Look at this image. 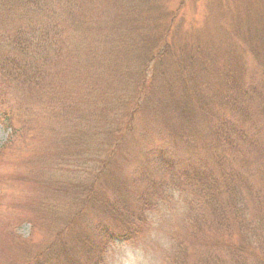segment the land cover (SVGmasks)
I'll list each match as a JSON object with an SVG mask.
<instances>
[{"label":"trees","instance_id":"trees-1","mask_svg":"<svg viewBox=\"0 0 264 264\" xmlns=\"http://www.w3.org/2000/svg\"><path fill=\"white\" fill-rule=\"evenodd\" d=\"M141 1L142 5L136 3L132 7H128L131 1L113 2L115 8L119 7L116 8L119 19L111 22L112 32H120L121 40L115 38L110 42L108 50L113 55H102L103 61L108 60V68L104 71L108 79L106 87L112 88V92L125 90V94L110 101L105 91L92 89L99 98L94 115L101 121L96 126L84 122V111L81 117L76 104L71 107L69 102L73 97L63 99L61 107L66 110V115L69 111L76 113V121L70 118L71 122H78L73 127L76 136L66 141L73 147L94 149L93 161L96 163L100 157H113L119 139L128 136L134 127L135 116L146 110L152 115L151 119L158 121L166 131L176 123L178 127L182 126L180 134L192 127L198 130L195 133L197 139L206 134V152L214 164L216 162L217 169L204 162L176 168L170 158L159 151L151 171L147 172V177L141 178L145 184L130 207L122 202L108 206L97 197L90 200L91 204L101 205L111 221L108 227L101 223L98 230L111 240L115 239L112 234H118L120 240L127 239L135 231L130 224L141 222L145 209L157 202L165 205L173 200L181 201L187 209L185 238L200 241L205 238L207 247L199 256L187 261L184 239L176 240L172 264H264V176L261 177L262 186L253 188L249 180L252 171L247 179L221 165L224 159L239 153L244 143L256 142L257 138L246 136L244 129L251 113L259 112L264 124V4L255 11L248 4L243 14L228 12L227 23L222 25V29L234 36L236 43L246 49L245 53L250 54L257 65L255 71L244 75L240 51L238 59L230 49L221 51L213 45V50L208 40H202L206 37L197 27L184 33L182 9L186 0H176L169 5L168 0ZM217 1L218 5L225 3ZM12 2L23 9V20L27 19L28 23L39 21L36 25L30 24L34 27L25 31L20 30L23 27H17L4 39L9 47L16 48L22 60L11 68L10 56L2 58L0 81L19 87L30 85L31 80L38 78V68L35 67L38 57L41 56L43 64L49 53L51 61L52 57L64 56L68 52L69 43H65L64 36L72 17H79L84 22L86 12L90 14L88 6L97 11L101 8L100 0ZM125 2L127 4H123ZM14 8L11 4L6 9L7 16L12 15ZM75 10L83 13L76 14ZM124 12L131 13L130 21L134 22H130V17L122 14ZM130 23L134 29H130ZM187 38L198 39L185 51L181 46H187ZM86 44L89 46L88 42ZM84 47L81 40L74 44L76 56L84 53ZM88 52L89 48L85 54ZM24 56L28 58L24 60ZM98 62L90 49L89 68H102ZM127 90H130L128 94ZM143 160L145 164H151V160ZM157 164L162 174L150 176ZM203 227L208 229L204 236Z\"/></svg>","mask_w":264,"mask_h":264},{"label":"rangeland","instance_id":"rangeland-1","mask_svg":"<svg viewBox=\"0 0 264 264\" xmlns=\"http://www.w3.org/2000/svg\"><path fill=\"white\" fill-rule=\"evenodd\" d=\"M114 1L100 0L99 11L88 6L90 14L86 12L84 22L79 17H72L64 36L65 43H69L68 52L64 56L52 57L50 61L48 51L43 64L41 56L38 57L35 62L38 78L31 80L30 85L19 87L0 81V264H100V247L105 236L98 229L101 223L108 227L111 221L101 205L90 203L92 198H100L108 206L122 202L130 207L145 184L141 178L147 177L159 151L167 155L176 168L204 162L217 169L216 162L214 164L206 152V134L197 139L195 133L198 130L194 127L180 134L182 126L178 127L176 123L166 131L158 121L151 119L152 115L146 110L135 116L134 127L128 136L119 139L113 157H100L96 163L93 161L94 149L73 147L66 141L76 136L73 127L78 122H71L70 118L76 121V113L69 111L66 115V110L61 107L63 99L73 97L68 101L71 107L76 104L81 117L84 111V122L96 126L101 121L94 115L99 98L92 89L105 91L110 101L125 94V90L112 92V88L106 87L108 79L104 71L108 68V60H102V55H113L108 50L110 42L115 38L121 40L120 32H112L111 22L119 19L116 9L119 7L112 5ZM124 1H131L128 7L136 3L142 5L141 0ZM168 1L169 5L176 0ZM210 1H185L182 9L184 33L197 27L206 37L202 40H208L212 49L213 45L221 51L230 49L238 59L240 51L244 64L242 74L249 75L255 71L256 64L250 54L245 53L246 49L236 43L234 36L222 29V25L227 23L228 12L243 14L248 4L252 11L259 10L264 0H223V5H218L217 0L215 3ZM11 4L15 8L12 15L7 16L6 9ZM16 5L12 0L0 1V62L10 56L11 68L15 62L20 64L22 56L16 48L7 45L5 37L17 27H23L20 30L25 31L34 27L30 24L39 22L23 20V9ZM131 13L122 14L130 17ZM130 25V29H134L133 23ZM196 39L187 38V46L181 47L187 51ZM80 40L85 45L84 53L76 56L73 46ZM88 48L89 52L85 54ZM90 49L102 68H89ZM27 58L24 56V60ZM129 92L127 90V94ZM120 113L121 110L118 112L121 116ZM260 115L255 110L244 125L246 136L256 137V142L244 143L239 153L221 163L225 170H234L247 179L252 171L249 180L253 188L262 186L261 177L264 176V124ZM65 116L66 121H63ZM144 158L151 160V164H145ZM258 168L260 171L257 172ZM160 170L157 164L150 176H160ZM163 206L173 212L172 219L165 224L173 247L176 240L184 239L186 260H193L207 247L205 238L203 241L185 238L187 209L181 201L173 200ZM206 230V227L201 229L203 236ZM117 235L112 234V238L121 241Z\"/></svg>","mask_w":264,"mask_h":264},{"label":"clouds","instance_id":"clouds-1","mask_svg":"<svg viewBox=\"0 0 264 264\" xmlns=\"http://www.w3.org/2000/svg\"><path fill=\"white\" fill-rule=\"evenodd\" d=\"M172 216L159 202L145 209L142 221L130 224L135 231L129 238H103L100 264H172L173 240L165 227Z\"/></svg>","mask_w":264,"mask_h":264}]
</instances>
